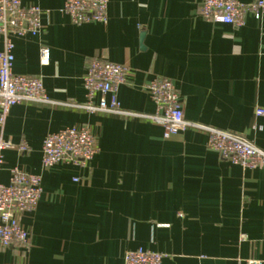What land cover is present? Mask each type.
<instances>
[{
	"label": "crops",
	"instance_id": "1",
	"mask_svg": "<svg viewBox=\"0 0 264 264\" xmlns=\"http://www.w3.org/2000/svg\"><path fill=\"white\" fill-rule=\"evenodd\" d=\"M64 2L21 0L40 9L42 29L13 39L12 73L39 77L53 103L14 105L0 124V139L29 147L2 152L0 185L13 168L42 179L37 207L19 217L28 245L0 247V264H123L139 248L162 254L161 264H264V167L222 159L201 129L164 139L146 119L68 105L84 103L83 78L100 58L128 71L117 94L122 109L153 114L144 86L167 78L187 121L264 151V115H255L264 110V15L234 27L204 20L201 0H108L105 24L76 26ZM72 127L89 129L97 154L83 169L44 170L43 139Z\"/></svg>",
	"mask_w": 264,
	"mask_h": 264
},
{
	"label": "built area",
	"instance_id": "2",
	"mask_svg": "<svg viewBox=\"0 0 264 264\" xmlns=\"http://www.w3.org/2000/svg\"><path fill=\"white\" fill-rule=\"evenodd\" d=\"M108 0H65L63 12L73 25L87 23L105 24ZM200 15L209 22L241 27L250 14L255 19L264 15V0L243 4L236 0H201ZM41 11L36 6H24L21 0H0V124L8 111L22 102L52 104L47 97L39 77L14 75L13 39L35 36L42 29ZM40 62L47 65L48 49H40ZM125 67L95 58L88 66L83 78L85 101L80 105L68 104L88 114H113L138 117L163 128L164 139L185 131L189 127L201 129L206 135V147L216 152L222 159L244 168L264 167V151L245 138L209 126L187 121L182 112L178 93L173 82L159 77L148 82L144 89L155 106L153 114H137L122 109L117 100L119 88L127 81ZM99 97L97 103L95 98ZM256 116H263V109H256ZM14 149L25 155L29 147L25 142L12 145L0 139V165L2 152ZM98 152L97 144L89 129L66 128L48 134L42 141L41 166L48 170L56 165H72L83 169ZM42 195L40 175L28 174L17 168L10 170L8 185H0V247L24 248L29 242V233L19 222L22 213L35 210ZM163 255L144 249L127 251L123 264H161ZM5 264H21L9 262ZM246 264H262L260 261H247Z\"/></svg>",
	"mask_w": 264,
	"mask_h": 264
},
{
	"label": "water",
	"instance_id": "3",
	"mask_svg": "<svg viewBox=\"0 0 264 264\" xmlns=\"http://www.w3.org/2000/svg\"><path fill=\"white\" fill-rule=\"evenodd\" d=\"M143 37H144V35L142 34V35H141V39H143Z\"/></svg>",
	"mask_w": 264,
	"mask_h": 264
}]
</instances>
